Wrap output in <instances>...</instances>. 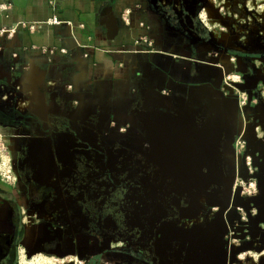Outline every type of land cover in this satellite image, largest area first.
<instances>
[{"label":"flooded vegetation","instance_id":"obj_1","mask_svg":"<svg viewBox=\"0 0 264 264\" xmlns=\"http://www.w3.org/2000/svg\"><path fill=\"white\" fill-rule=\"evenodd\" d=\"M158 4L162 11H154L173 31L180 28L190 36L200 34L196 20L187 22L194 26L183 23L181 12L187 10L185 3L158 0ZM0 49V96L3 94L11 103L15 101L13 106L19 111L17 116L20 118L18 121L13 118L0 121V142L13 177L9 183L0 180V187L11 196L2 197V203H13L23 228L39 227L34 245L29 248L16 245V264H20L22 255L28 259L30 252L59 257L61 261L71 254L63 263L72 264H85L86 258L95 253L97 260L109 258L135 264H166V258L177 261L186 256L188 242L183 250L180 245L163 254V240L158 241L157 237L164 230L162 224L171 218L180 217L181 223L188 221L186 228L192 231L190 220L182 218L183 209L189 203L186 190L189 184L194 185L202 175L210 172L209 188L215 191L219 187L220 166L213 154L216 148L221 149L218 131L198 123L190 125L182 119H171L157 129L153 127L155 132L147 127L146 142L142 147L127 139H113L106 128L114 122L104 119L100 108L92 114L71 101L61 108L53 107L57 87L62 94L73 90L66 85L70 76L60 82L55 79V73L44 80L36 68L28 65L25 57L11 56L12 48L7 42ZM170 49L174 50L173 47ZM76 58L74 68L77 70H70V75L83 80L85 77L79 65L84 60L78 55ZM32 70L35 78L29 82ZM159 86V83L148 82L141 88L136 102L141 115L162 109L160 98L152 97L153 89ZM162 92L169 94L171 90L163 89ZM47 98L51 99L49 106L46 105ZM179 111H182V105L175 107L174 112ZM52 112L62 116L60 121H52L47 127L48 115ZM66 117L71 121L73 133L62 126L61 119ZM34 118L36 125L32 123ZM38 126H41L39 132ZM48 128L57 139L60 133L71 134L67 140L73 141V145L68 147L63 143L65 156H55ZM120 131L126 129L120 128ZM34 138H44L47 143H41L35 149ZM16 153L26 160L20 167L16 165L19 158ZM205 155L209 165L204 164ZM63 157L66 160H62ZM186 170L190 171V177L185 174ZM175 197H178L177 204L173 201ZM189 236L188 233L187 241ZM173 241L168 240L167 244ZM80 246L86 250L84 256L71 252ZM187 260L184 264H188Z\"/></svg>","mask_w":264,"mask_h":264},{"label":"crops","instance_id":"obj_2","mask_svg":"<svg viewBox=\"0 0 264 264\" xmlns=\"http://www.w3.org/2000/svg\"><path fill=\"white\" fill-rule=\"evenodd\" d=\"M53 16L60 20L59 24L48 22ZM30 25L34 28H29ZM0 28L9 32L7 43L12 48L11 56L20 54L25 57L28 65L36 68L44 80L51 78L64 63L75 61L77 55L83 58L84 62L79 67L85 78L78 80L75 89L65 94L60 93L57 87L53 107L58 105L61 108L71 101L92 114L100 108L101 116L114 122L106 128L113 139H127L142 147L146 142L147 127L155 132L160 124L171 119H182L196 125L203 123L201 120L205 117L208 124L211 123L210 117L215 118L212 126H219L225 137L229 138L235 132L233 124L237 104L234 98L223 96L219 90L222 73L213 62L212 53L205 44L194 40L188 33L184 34L180 28L173 31L154 11L149 0H0ZM222 62L229 65V56H225ZM76 64L70 67L72 72L77 70L74 68ZM192 68L197 72L194 73ZM34 78L32 70L28 81H34ZM148 82L159 83L160 86L153 89L152 97L158 96L163 107L141 115L136 102L141 88H145ZM163 89L171 92L165 94ZM48 98L47 106L51 102ZM180 104L182 111L177 116L174 110ZM61 116L58 112L49 113L47 127ZM40 128L38 126L36 130L39 132ZM120 128L126 131L122 132ZM52 132L50 137L55 156H65L66 149ZM225 137L220 138L223 142L219 146L224 159L232 161L233 153ZM46 142L44 138H36L35 149ZM224 144L228 145L227 152ZM72 145L73 141L67 144L68 147ZM190 154L193 157L192 151ZM15 155L19 157V153ZM25 162V158L16 159L17 167ZM185 174L190 177V171L186 170ZM203 181L202 175L198 182ZM191 188L189 184L186 189L189 197ZM2 197L11 198L0 187V264H16V245L26 248L34 245L39 227L23 228L13 203L3 204ZM173 201L177 204L178 197ZM219 214L224 223V212ZM211 224L212 230L209 231V226L205 235L208 240L202 237L203 233H197V227L192 232V240L203 243V247L213 237L216 249L223 239H218L220 228L214 221ZM190 251L193 252V248ZM71 252L84 256L86 250L80 246ZM211 255L217 256L213 252ZM211 255L206 257L208 264L212 262L208 260ZM97 256L96 253L89 255L85 264H135L109 258L94 259Z\"/></svg>","mask_w":264,"mask_h":264},{"label":"rangeland","instance_id":"obj_3","mask_svg":"<svg viewBox=\"0 0 264 264\" xmlns=\"http://www.w3.org/2000/svg\"><path fill=\"white\" fill-rule=\"evenodd\" d=\"M173 2L186 4L187 10L181 12L183 23L194 26L193 23L187 22L196 20V26L201 31L192 37L205 44L212 53V60L222 73L219 90L223 96L235 99L237 110L233 124L235 132L229 138L227 135L225 137L219 126H212L215 118L210 117V124L206 122V117L201 120L203 123H198L206 129L218 131L222 138L228 139L225 141H228L233 157L232 161H227L222 155V150L216 148L213 154L220 166L219 187L215 191L210 187L205 190V194L196 193L188 198L189 203L184 207L182 215V218L190 220L189 226L192 228L189 232L187 255L179 261L166 258V264H184V260L189 257L188 264L205 262L204 255L207 252L203 254V243L192 240V232L197 227V233H203L202 237L207 239V228L210 226L209 231L212 230L213 221L215 226L220 228L218 239L222 238L223 241L220 244V240V246L212 249L215 245L212 243L213 237L210 239L209 252L217 254L208 258L212 260L211 264H264V0ZM188 29L192 30L190 26ZM7 37L8 34L4 32L0 34V48L4 46V42H8ZM225 56L230 58L229 65L222 62ZM199 65L206 66L204 63ZM193 72L197 71L193 69ZM1 83L3 84L2 81ZM13 105L15 101H7L1 94L0 121L12 118L14 121L20 120L17 116L19 111ZM61 120L62 126L66 128L64 130L73 133L71 121L67 117ZM36 122L34 118L32 123L36 125ZM70 136L71 134L60 133L58 137L61 145H67ZM228 145L224 144L225 152ZM246 156L248 163L251 157V164H245ZM220 212H224V223ZM187 223L188 221L181 223V218L177 217L167 220L165 225L162 224L164 230L157 239L163 240V254L175 250L180 243L184 247L188 242V228L185 225ZM171 239L175 242L167 244ZM169 244L171 246L168 248ZM190 248H193L192 253ZM70 255L68 254V258ZM36 256L52 259L53 264H66L67 262H63L68 260L66 257L61 261L59 257H49L36 252H30L26 260H31L30 264H33ZM161 258L163 259L162 256Z\"/></svg>","mask_w":264,"mask_h":264},{"label":"built area","instance_id":"obj_4","mask_svg":"<svg viewBox=\"0 0 264 264\" xmlns=\"http://www.w3.org/2000/svg\"><path fill=\"white\" fill-rule=\"evenodd\" d=\"M53 1V0H52ZM48 22H52V23H58L60 22V20L56 17L53 16L51 17V19L48 20ZM29 28H34V25H30ZM4 32L6 34H9L8 31H6L5 29L3 30V28H0V34ZM62 51H65L66 49H61ZM77 62V59L74 61V63ZM70 76V78H69ZM68 79L66 85H68V88L70 89H75L76 87V83L78 80H80V77L77 75H70V71H68V73H62L61 71H57L56 72V77L55 79L59 80L60 82H62L63 80ZM62 87V86H61ZM3 146L0 142V180L4 181V182H12L13 181V177H12V171H11V167L9 164V159L8 156L5 154ZM247 162H248V156H247Z\"/></svg>","mask_w":264,"mask_h":264},{"label":"bare ground","instance_id":"obj_5","mask_svg":"<svg viewBox=\"0 0 264 264\" xmlns=\"http://www.w3.org/2000/svg\"><path fill=\"white\" fill-rule=\"evenodd\" d=\"M210 1H213V0H210ZM203 17V16H202ZM35 139L36 138H34V141H35ZM47 143V142H46ZM202 147V146H201ZM205 159L206 160H204V164H206V165H209V160L206 158V155H205ZM210 171V170H209ZM210 172L208 173V174H204L203 175V179H204V181L202 182V183H200V182H198V184H201V185H198L197 183H195L194 185H191L192 186V188H191V190H189L188 192L189 193H191V195L194 193V191H198V192H196L197 194H199V195H201V194H205L206 193V187H208V183H209V180H210ZM196 193H194V194H196ZM191 232V231H190ZM188 233H189V231H188ZM187 233V234H188ZM187 234H186V236H187ZM211 239V238H210ZM180 245H182L181 243L179 244V246ZM215 248V247H214ZM214 248H212V249H214ZM202 249V251H203V254H205L206 252H207V254L206 255H204L205 257H207L208 255H211V253L212 252H209V246H208V242L206 241V244L201 248ZM211 249V250H212ZM182 250H183V245H182ZM176 252V251H175ZM191 252V251H190ZM192 253V252H191ZM177 255V254H176ZM165 256V255H164ZM184 257H182L181 259H183ZM165 259V258H164ZM180 259V260H181ZM188 259H190V257L188 258ZM30 261L31 260H29V261H27L26 259H25V257L23 258V255H22V258H21V264H30ZM177 261H179L178 259H177ZM41 263H43V264H53V261H52V259H48V258H45V257H43V256H36L35 257V259H34V262H33V264H41ZM67 264H72V263H67ZM200 264H208L207 262H204V261H201V263Z\"/></svg>","mask_w":264,"mask_h":264},{"label":"water","instance_id":"obj_6","mask_svg":"<svg viewBox=\"0 0 264 264\" xmlns=\"http://www.w3.org/2000/svg\"><path fill=\"white\" fill-rule=\"evenodd\" d=\"M150 4L153 6L154 10L156 11H162L161 6L158 4V0H149ZM230 55V54H229ZM74 61H72V63H64L59 69L58 71H61L62 73H68V71H70V67L73 66ZM195 69L197 70V67H195ZM198 71V70H197ZM209 188L206 187V190Z\"/></svg>","mask_w":264,"mask_h":264}]
</instances>
